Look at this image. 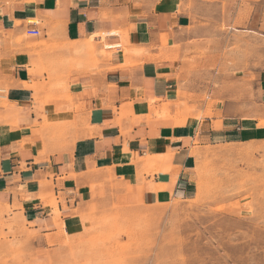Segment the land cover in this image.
Here are the masks:
<instances>
[{
    "label": "crops",
    "instance_id": "0c3cea01",
    "mask_svg": "<svg viewBox=\"0 0 264 264\" xmlns=\"http://www.w3.org/2000/svg\"><path fill=\"white\" fill-rule=\"evenodd\" d=\"M227 2L259 35L264 92V0L194 1L220 11ZM189 5L133 13L121 0L0 2V204L43 241L80 230L97 182L114 177L145 205L192 199L205 148L262 133L235 101L180 123L166 106L182 81L178 57L206 32Z\"/></svg>",
    "mask_w": 264,
    "mask_h": 264
},
{
    "label": "rangeland",
    "instance_id": "374dc122",
    "mask_svg": "<svg viewBox=\"0 0 264 264\" xmlns=\"http://www.w3.org/2000/svg\"><path fill=\"white\" fill-rule=\"evenodd\" d=\"M162 1L121 3L133 13H142ZM194 1L189 5L195 7L194 26L206 32L193 42V55L187 58L192 51L183 48L178 57L182 81L177 99L166 106L173 116L179 114L180 123L185 115L200 118L235 101L242 106L240 115L253 117L262 133L241 143L205 148L198 157L197 193L192 199L145 205L132 200L129 190L114 177L93 184L90 200L79 211L83 226L76 233L61 228L43 241L14 208L0 204V264H264V92L259 35L242 26L244 17L233 19L232 2L224 3L220 11L199 10ZM101 54L108 55L106 50ZM90 56L95 58L93 50ZM3 90L0 87V95Z\"/></svg>",
    "mask_w": 264,
    "mask_h": 264
},
{
    "label": "built area",
    "instance_id": "2783aa9c",
    "mask_svg": "<svg viewBox=\"0 0 264 264\" xmlns=\"http://www.w3.org/2000/svg\"><path fill=\"white\" fill-rule=\"evenodd\" d=\"M29 33H35V34H38V32H37V31H31V32H29Z\"/></svg>",
    "mask_w": 264,
    "mask_h": 264
}]
</instances>
